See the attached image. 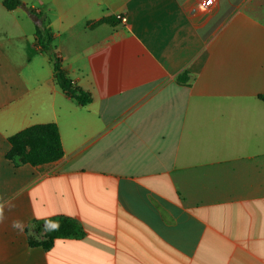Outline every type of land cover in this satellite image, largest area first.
Instances as JSON below:
<instances>
[{
    "label": "crops",
    "instance_id": "crops-1",
    "mask_svg": "<svg viewBox=\"0 0 264 264\" xmlns=\"http://www.w3.org/2000/svg\"><path fill=\"white\" fill-rule=\"evenodd\" d=\"M39 1L0 0V264H264V0ZM31 10L90 104L57 84ZM47 123L61 159H7ZM59 216L85 235L32 246Z\"/></svg>",
    "mask_w": 264,
    "mask_h": 264
},
{
    "label": "trees",
    "instance_id": "trees-1",
    "mask_svg": "<svg viewBox=\"0 0 264 264\" xmlns=\"http://www.w3.org/2000/svg\"><path fill=\"white\" fill-rule=\"evenodd\" d=\"M2 5L7 10H14L21 5V0H2ZM40 23L35 29V44L39 50L49 55L55 73V80L64 93L85 106L92 102V95L89 91L79 86H75L72 79L62 68L61 52L54 45L55 36L49 27V18L43 13L35 12ZM121 17L105 16L99 19L97 24L116 25ZM180 85H190V76L188 72H183L176 78ZM264 101V92L260 95ZM10 150L7 153V159L19 160L21 163L39 166L55 162L62 158L64 152L61 142V136L58 126L55 123L37 124L30 126L8 138ZM47 221H58V230H47L45 224ZM31 231L29 243L41 245L46 250L50 249L55 239L82 238L85 230L75 219L66 216L53 217L44 221H33L28 231ZM39 236L42 239L39 240Z\"/></svg>",
    "mask_w": 264,
    "mask_h": 264
},
{
    "label": "clouds",
    "instance_id": "clouds-1",
    "mask_svg": "<svg viewBox=\"0 0 264 264\" xmlns=\"http://www.w3.org/2000/svg\"><path fill=\"white\" fill-rule=\"evenodd\" d=\"M4 219L3 217V210H2V206H0V222H2ZM20 222L18 221H14L13 222V227L14 228H20ZM60 227L59 222L58 221H47L45 224V228L47 230H58Z\"/></svg>",
    "mask_w": 264,
    "mask_h": 264
},
{
    "label": "rangeland",
    "instance_id": "rangeland-1",
    "mask_svg": "<svg viewBox=\"0 0 264 264\" xmlns=\"http://www.w3.org/2000/svg\"><path fill=\"white\" fill-rule=\"evenodd\" d=\"M23 1V2H22ZM21 1V4H23V3H25L26 5H27V7H31L32 5H34V6H37L38 8H40V7H42L41 6V2L39 1V0H22ZM44 6V8H47V6L46 5H43ZM44 10V9H43ZM44 13H46V12H44ZM43 13V14H44ZM44 15H46L47 16V14H44Z\"/></svg>",
    "mask_w": 264,
    "mask_h": 264
},
{
    "label": "built area",
    "instance_id": "built-area-1",
    "mask_svg": "<svg viewBox=\"0 0 264 264\" xmlns=\"http://www.w3.org/2000/svg\"><path fill=\"white\" fill-rule=\"evenodd\" d=\"M211 2H213V0H205V3L207 5L211 4ZM121 20L125 21L126 19L124 17H121Z\"/></svg>",
    "mask_w": 264,
    "mask_h": 264
}]
</instances>
